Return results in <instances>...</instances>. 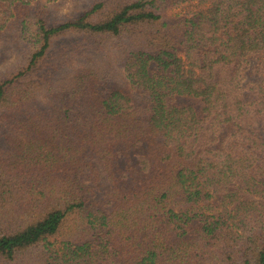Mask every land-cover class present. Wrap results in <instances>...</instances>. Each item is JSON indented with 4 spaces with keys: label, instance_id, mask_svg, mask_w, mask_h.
I'll use <instances>...</instances> for the list:
<instances>
[{
    "label": "trees",
    "instance_id": "obj_1",
    "mask_svg": "<svg viewBox=\"0 0 264 264\" xmlns=\"http://www.w3.org/2000/svg\"><path fill=\"white\" fill-rule=\"evenodd\" d=\"M52 1L0 0V35L35 37L0 80V264H264V0ZM73 33L125 41L123 75L85 43L54 88Z\"/></svg>",
    "mask_w": 264,
    "mask_h": 264
},
{
    "label": "rangeland",
    "instance_id": "obj_2",
    "mask_svg": "<svg viewBox=\"0 0 264 264\" xmlns=\"http://www.w3.org/2000/svg\"><path fill=\"white\" fill-rule=\"evenodd\" d=\"M89 0H55L47 4V16L51 21L64 20L67 18H76L82 10L89 5ZM200 7L194 2H181L178 5L164 11L166 16L175 14L182 15H194ZM4 32V31H3ZM2 32V33H3ZM12 35L11 32H9ZM13 37V36H12ZM100 40V38H82L81 36L73 34H64L53 43L50 54L44 65V69L51 72L54 77L52 84L54 88L63 87L68 84L69 77L75 70V66H79L78 58L80 61L85 62L89 60V55H83L81 52L77 54L78 50H82L85 43L94 44L98 47V50L93 52L89 50L87 54H92V62L94 66L100 70L102 74L109 71L111 67H114V74L117 78L123 75L122 61L118 55L125 50V41H116L113 44L100 46L97 43L92 42ZM35 43V37L33 35L32 27H28L27 33L23 38L14 41L11 37L4 32L0 35V80L11 76L22 64L28 49ZM87 45V46H88ZM74 46V52L71 54L70 61L64 59L63 63L60 61V54L62 52H70V49ZM77 56H74L76 55ZM153 68V67H152ZM43 69V70H44ZM38 96H47L43 91L39 92ZM85 116L88 117V111H83ZM88 119V118H87ZM4 139H1L0 145H3ZM101 181L103 185H109L105 178L102 177ZM103 197L99 190H96V194L91 199H101Z\"/></svg>",
    "mask_w": 264,
    "mask_h": 264
}]
</instances>
